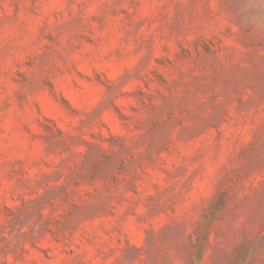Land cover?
<instances>
[{
	"label": "rangeland",
	"instance_id": "rangeland-1",
	"mask_svg": "<svg viewBox=\"0 0 264 264\" xmlns=\"http://www.w3.org/2000/svg\"><path fill=\"white\" fill-rule=\"evenodd\" d=\"M0 264H264V0H0Z\"/></svg>",
	"mask_w": 264,
	"mask_h": 264
}]
</instances>
